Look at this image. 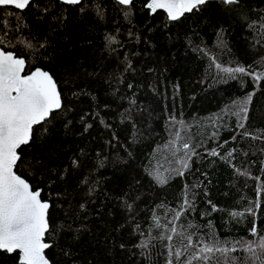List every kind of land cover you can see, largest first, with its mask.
Wrapping results in <instances>:
<instances>
[{
    "label": "trees",
    "instance_id": "trees-1",
    "mask_svg": "<svg viewBox=\"0 0 264 264\" xmlns=\"http://www.w3.org/2000/svg\"><path fill=\"white\" fill-rule=\"evenodd\" d=\"M144 4L134 0L128 16L115 0L0 7L9 22L0 47L26 59L25 74L36 67L52 74L65 104L34 127L16 169L51 205V264H166V245L187 243L160 239L185 197L193 207L175 226L194 241L212 232L256 239L253 226L264 233V79L221 70L264 73V0H208L176 21ZM5 13L22 15L27 27L15 30V16ZM25 38L35 49L19 42ZM249 96L242 120L237 103ZM184 142L196 155L181 176ZM248 208L255 215H230ZM18 255L0 251V264H18ZM232 255L253 264L243 249Z\"/></svg>",
    "mask_w": 264,
    "mask_h": 264
},
{
    "label": "snow or ice",
    "instance_id": "snow-or-ice-1",
    "mask_svg": "<svg viewBox=\"0 0 264 264\" xmlns=\"http://www.w3.org/2000/svg\"><path fill=\"white\" fill-rule=\"evenodd\" d=\"M227 5H238L240 0H222ZM33 0H0V7L12 6L21 12L27 9ZM62 5L78 6L82 5V0H59ZM120 5L125 6L129 11L125 16L130 14L134 7V0H118ZM208 0H145L146 7L152 14L158 10H164L170 20L176 21L193 10H199L206 5ZM51 5L41 9L42 12H48ZM80 11H84L81 7ZM97 14L102 15L100 9ZM15 16L16 28L27 27L23 23V16L20 14L5 13L4 16ZM53 19H62L53 17ZM8 20L0 18V44L5 42L8 36ZM34 39V37L32 38ZM106 39L111 43H118L115 36H108ZM11 43V41H8ZM20 43L26 44L27 48L35 49L31 39L25 38ZM43 47V45H40ZM28 62L22 56L18 57L13 51H6L0 47V250L8 254L18 253V264H50L45 255V250L51 245L45 242L46 234L50 230L49 209L50 203L42 199V190L33 186L28 180L17 174V164L21 160L18 149L21 146L29 145L33 139V129L36 125L43 123L57 112L65 107L58 88L57 81L53 75L40 67H36L25 74ZM217 68H221L219 64ZM223 72L230 74L233 78L236 74L253 75L256 81L264 79V73H250L245 67L238 66L235 68L227 67L221 69ZM251 96L247 102H238L239 115L243 113L242 120L247 119V103H250ZM240 128L244 124L240 123ZM43 131H47L43 128ZM247 134V133H246ZM179 132L176 133L179 138ZM215 135V133H213ZM235 139V137H233ZM185 156L179 160L181 170L178 175H183L184 171L190 166L191 157L196 155L192 146L188 142L182 144ZM212 156H220V153L213 150ZM231 152L227 155L231 156ZM76 165V161H72ZM239 171V170H237ZM156 179L160 183H167L168 177L157 173ZM209 203H211L209 201ZM131 207V205H129ZM193 202L185 197L181 209L174 212L173 219L170 223L173 226L166 234L160 236L161 240L172 241L174 237H182V248H175L174 245H166L169 249L166 264H237V257L232 254L238 249H243L249 254V259L255 264H264V233H261L255 226L250 229L251 235L257 237L252 240L238 239L235 241L220 240L214 232L210 233L208 240L194 241L191 233L185 234L178 231L175 226L176 221L190 208ZM216 210L213 205V211ZM245 212L255 215L252 208L245 209L244 212H232V217H243ZM156 227H166L161 225L159 219L154 217ZM141 247H147L142 244ZM191 251L190 257L183 261L181 257ZM218 254V255H217ZM240 264H248V261H241Z\"/></svg>",
    "mask_w": 264,
    "mask_h": 264
},
{
    "label": "water",
    "instance_id": "water-1",
    "mask_svg": "<svg viewBox=\"0 0 264 264\" xmlns=\"http://www.w3.org/2000/svg\"><path fill=\"white\" fill-rule=\"evenodd\" d=\"M83 1V0H82ZM116 2H118V0H115ZM8 7H12V6H8ZM14 8V7H13ZM158 11H163L164 13H166L164 10H158ZM151 13V12H150ZM152 14V13H151ZM185 14H188V13H185ZM166 15H167V13H166ZM170 20V19H169ZM37 126V125H36ZM35 127V126H34ZM22 147V146H21ZM18 151H19V149H18ZM0 251H3V250H0ZM50 264H51V262H50Z\"/></svg>",
    "mask_w": 264,
    "mask_h": 264
}]
</instances>
